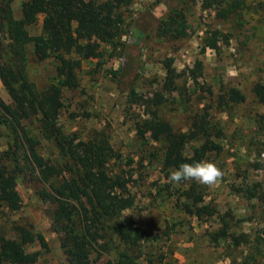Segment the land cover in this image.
Returning <instances> with one entry per match:
<instances>
[{
  "label": "rangeland",
  "instance_id": "rangeland-1",
  "mask_svg": "<svg viewBox=\"0 0 264 264\" xmlns=\"http://www.w3.org/2000/svg\"><path fill=\"white\" fill-rule=\"evenodd\" d=\"M28 1H14L16 17H22ZM248 2L250 9L239 19L225 20L216 8H204L202 0H127L120 8L125 20L121 37L114 44L101 43L96 56L80 57L79 84L63 91L64 107L57 119L63 131L75 139L104 131L120 154L110 167L127 177V191L135 198L134 207L120 219L156 236L142 245L140 264H264V202L240 192L243 184L256 181L264 188V104L253 91L264 82V0ZM171 7L186 15L189 34L183 38L158 34L159 16ZM42 20L41 15L31 33L41 32ZM214 29L226 33L228 40H221L218 49L203 50L206 32ZM168 57L180 74L172 92L164 87ZM27 73L39 88L46 87L58 78V61L54 56L39 59L30 45ZM233 86L246 94V101L223 109L219 95ZM157 94L164 95L161 105L155 102ZM0 97L14 104L1 78ZM155 109L176 130L190 129L197 116L217 126L222 149L202 161L222 170L215 186L194 180L168 182L174 170L164 167L163 146L140 126ZM40 118L33 114L23 124L38 141V152L64 171L45 181L27 144L18 141L23 142L17 179L21 204L15 211L0 209V232L11 236L17 225L32 227L48 243L47 248L39 243L28 246L41 250L35 264H61L66 262L61 225L55 219L56 203L46 193L52 191L51 185L76 175L78 166L53 137L43 133ZM13 140L12 129L4 127L0 149H8ZM194 144L187 145L186 154H192ZM104 241L107 248L93 251L92 263H116L119 253L127 251L113 228Z\"/></svg>",
  "mask_w": 264,
  "mask_h": 264
},
{
  "label": "trees",
  "instance_id": "trees-1",
  "mask_svg": "<svg viewBox=\"0 0 264 264\" xmlns=\"http://www.w3.org/2000/svg\"><path fill=\"white\" fill-rule=\"evenodd\" d=\"M14 1L0 0V78L14 102L7 103L0 97V137L6 126L14 134L9 148L0 149V209L15 211L20 208L17 179L21 170L19 148L23 142L45 181L62 175L64 171L63 166L52 163L38 152V141L23 124V119L39 113L43 133L53 137L63 153L78 166L76 175L66 177L61 184L51 185L52 191L46 193V197L56 203L55 219L61 225L62 246L66 254V262L61 264H96L91 262V253H102L107 248L108 241L104 240L109 228H113L119 240L128 247L127 251L119 253L116 263H109L140 264L142 245L156 236L120 219L125 210L134 207L135 198L127 191V177L110 167L120 158L119 152L104 131L75 139L57 123L64 107V89H75L79 84L80 57L96 56L101 43L114 44L121 37L125 20L120 8L127 0H29L23 6L20 18L14 14ZM202 4L204 8H216L218 15L225 20L234 16L239 19L250 9L248 0H202ZM177 8L171 7L166 14L159 16V36L183 38L189 34L186 15ZM41 15V32L33 34L30 28ZM93 39L94 43L90 44ZM223 39L228 40V35L222 30L207 31L203 50L218 49ZM30 45L39 59L54 56L58 61V78L46 87L39 88L27 73ZM173 64L172 57L164 60V87L170 92L175 89V80L180 76ZM253 91L264 104V82H258ZM246 98L241 89L233 86L219 95L218 103L225 109L245 102ZM155 102L161 105L164 95L157 94ZM140 126L149 132L152 141L161 142L164 167L168 170H177L183 163L202 162L210 152L222 149L214 130L217 126L205 116L195 117L188 130H176L155 109ZM191 142L197 144H194L192 154H186L185 149ZM240 192L250 199L264 202V188L260 181L254 185L243 184ZM187 193L192 194L193 188ZM205 209L209 214L214 213L208 206ZM14 229L11 236L0 232V264L37 263L41 250H29L28 246L39 243L47 248L43 234L24 225H17ZM235 240L238 242L239 238ZM137 249L140 252L134 253Z\"/></svg>",
  "mask_w": 264,
  "mask_h": 264
},
{
  "label": "clouds",
  "instance_id": "clouds-1",
  "mask_svg": "<svg viewBox=\"0 0 264 264\" xmlns=\"http://www.w3.org/2000/svg\"><path fill=\"white\" fill-rule=\"evenodd\" d=\"M223 177L222 170L213 162L183 163L167 177L169 183L194 180L200 185L215 186Z\"/></svg>",
  "mask_w": 264,
  "mask_h": 264
}]
</instances>
